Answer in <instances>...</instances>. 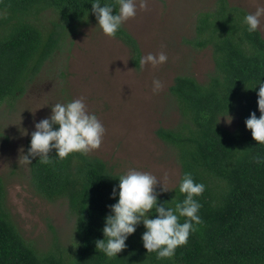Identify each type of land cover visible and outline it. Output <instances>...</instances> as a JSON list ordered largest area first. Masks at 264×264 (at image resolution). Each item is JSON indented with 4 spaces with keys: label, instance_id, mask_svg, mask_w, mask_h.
<instances>
[{
    "label": "trees",
    "instance_id": "16d2710c",
    "mask_svg": "<svg viewBox=\"0 0 264 264\" xmlns=\"http://www.w3.org/2000/svg\"><path fill=\"white\" fill-rule=\"evenodd\" d=\"M91 2L0 0V104L12 105L68 38L97 23ZM246 12L228 0H215L197 13L186 41L197 49L210 48L213 69L204 81L192 74L173 78L169 92L178 121L155 131L174 148L180 165L179 181L158 193V202L174 206L184 198L179 182L185 172L205 185L195 197L202 205V222L187 243L172 257L158 258L143 247L145 228L140 223L125 241L126 248L106 256L95 241L103 238L107 206L118 199L111 193L121 173L96 155L72 152L61 159L53 149L46 163L30 157L28 173L38 195L66 203L73 219L71 239L63 245L54 233L42 249L25 238L5 205L0 176V264H264V144L245 126L251 112L260 115L257 81L264 80V35L259 29L247 31ZM114 37L127 46L132 64L138 66L141 52L134 36L122 25ZM227 109L237 120L232 129L221 123L223 116L219 120Z\"/></svg>",
    "mask_w": 264,
    "mask_h": 264
},
{
    "label": "rangeland",
    "instance_id": "374dc122",
    "mask_svg": "<svg viewBox=\"0 0 264 264\" xmlns=\"http://www.w3.org/2000/svg\"><path fill=\"white\" fill-rule=\"evenodd\" d=\"M254 12L264 0H228ZM215 0H150L147 10L137 7L135 17L123 26L134 36L140 59L147 53L165 52L167 60L155 67L132 64L127 46L105 35L97 23L82 27L68 38L60 52L46 62L26 90L11 105L0 104V176L5 205L25 238L39 248L54 239L66 245L72 236V218L62 200L48 201L31 184L25 143L34 125L50 116L51 105L83 97L105 127L101 145L88 152L102 158L121 174L129 168L151 172L171 189L179 181L180 165L174 148L157 134L159 126L172 127L179 118L169 92L178 74H192L199 81L213 69L210 48L197 49L186 40L193 34L197 13ZM264 35V17L258 27ZM161 87L153 91V79ZM231 115V114H230ZM221 123L232 129L237 120ZM21 156V157H20Z\"/></svg>",
    "mask_w": 264,
    "mask_h": 264
},
{
    "label": "clouds",
    "instance_id": "9594fccd",
    "mask_svg": "<svg viewBox=\"0 0 264 264\" xmlns=\"http://www.w3.org/2000/svg\"><path fill=\"white\" fill-rule=\"evenodd\" d=\"M149 2L92 0L91 12L102 32L114 37L125 21L136 16L137 7L147 10ZM261 17H264V4L254 12L244 14L243 23L247 25L248 32L258 29ZM166 60L167 55L163 51L155 54L149 52L141 57L140 63L155 67ZM257 84L260 115L257 117L255 112H251L245 119V126L251 130V136L257 143L264 144V80L259 78ZM160 87L161 82L154 78L153 91ZM222 116L227 123L231 122L232 116L228 109L227 115H221L219 120ZM34 129L27 154H21L28 163L30 157H39L42 162H48L53 149L55 157L61 159L72 152L87 154L101 145L106 131L97 115L88 110L83 97L52 104L50 116L36 122ZM158 182L161 181L156 175L136 168H129L118 176V185L113 186L111 193L112 197L118 196V199L107 206L110 211L104 217L103 238L95 241L97 249L108 257L117 256L127 247L125 241L140 223L145 228L141 234L143 247L147 252L155 251L158 258L172 257L178 246L187 243L189 235L202 222L199 215L202 205L195 197L204 192L205 185L195 181L190 172H185L179 182V192L184 194V198L175 200L174 206H169L168 201L158 202ZM168 190L162 184L160 191ZM153 211L156 213L154 216ZM181 217H184L183 221Z\"/></svg>",
    "mask_w": 264,
    "mask_h": 264
}]
</instances>
